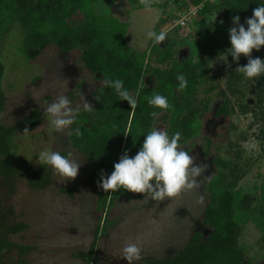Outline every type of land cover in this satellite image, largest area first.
Segmentation results:
<instances>
[{"label":"trees","instance_id":"trees-1","mask_svg":"<svg viewBox=\"0 0 264 264\" xmlns=\"http://www.w3.org/2000/svg\"><path fill=\"white\" fill-rule=\"evenodd\" d=\"M98 1L0 0V176L6 179L24 177L27 186L34 190L52 183L51 167L39 164L26 171L18 161L14 134L33 131L41 123L42 115L35 108L13 124L4 123L6 69H16L20 65L28 67L48 49L73 56L81 78L74 85L71 97H81L87 79L99 81L89 96L93 110L84 111L82 105L73 107L81 109L74 127H80L82 135L76 137L67 129L71 149L87 165L96 214L87 249H78L71 256L85 264H94L98 261L99 239L111 227L108 212L114 203L120 198L141 201L148 196L123 189L116 192L103 190L99 187L101 172L110 174L113 164L126 149L129 156H134L143 135L158 121L170 135L179 131L182 145L192 143L201 134L203 118L210 111L211 102L216 100L214 116L228 123L221 138L204 137L201 145L204 156L213 166V174L204 185L205 201L200 216V224L205 230L189 232L182 246L173 253L144 257L140 264H264L260 261L264 252V187L255 191L237 186L250 169L252 159L241 147L246 134L241 132L239 137L232 139L236 129L232 116L236 110L251 112L255 120L261 122L264 133V77L254 82L246 80L236 68L245 65L247 59L241 55L233 62L228 55V29L233 27L231 18L239 16L243 24L264 0L204 2L193 23L192 38L200 54L198 58L192 51L185 56L179 55L181 40L177 38V28H169L167 23L176 10L195 5L200 0L156 1L161 10L153 31H166L168 35L160 45L149 39L144 51H137L127 43L129 23L119 20L113 13L98 12L93 6ZM108 1H126L129 10L145 8L141 0ZM168 7L173 8L171 12H167ZM212 15L216 16L214 20ZM7 33L8 37L4 39ZM251 56L264 59V46L260 51L253 50ZM218 61L226 62L227 68L222 64L215 65ZM180 73L189 81L183 91L177 90L176 76ZM106 79H122L125 88L134 95L138 93L137 106L131 108L127 101L119 100L115 90L105 85ZM141 80L146 88H140ZM154 94L167 96L171 107L160 110L151 106L148 98ZM152 111L160 115L153 119ZM59 190L70 196L76 192L69 186H61ZM251 225L262 240L257 251L242 240ZM25 226L24 222L0 225V264H3L5 251L15 249L22 257L34 249L31 245L14 242L8 236Z\"/></svg>","mask_w":264,"mask_h":264},{"label":"rangeland","instance_id":"rangeland-1","mask_svg":"<svg viewBox=\"0 0 264 264\" xmlns=\"http://www.w3.org/2000/svg\"><path fill=\"white\" fill-rule=\"evenodd\" d=\"M156 1L161 0H151L150 9L129 10L130 6L126 1L111 3L108 0H100L93 6L102 14L113 13L119 20L128 22L127 43L137 51H144L149 42L147 33L153 31L161 10ZM171 9L173 8L168 7L167 12H171ZM197 18L191 19L186 34L178 30L176 32L177 38L181 40L178 44L180 56H185L190 51L195 53V58L200 55L192 38L193 23ZM213 18L212 15V20L215 19ZM7 37L8 33L3 36L4 39ZM221 64L225 66L226 62L215 63ZM80 78L81 72L75 58L53 49H48L28 67L20 65L16 69H6L3 79L6 92L2 114L4 123L13 124L16 119L28 115L35 108L42 115L41 123L33 131H17L14 134V143L18 146V161L28 171L39 165L37 156L41 151L51 149L64 154L71 153L74 159L81 162V166L76 178L70 181H63L51 168L52 183L37 190L29 188L24 177L6 179L0 176V225L12 226L24 222L26 226L21 231L8 236L14 242L34 247L22 257L15 249L5 251L3 264H85L72 257L71 253L87 249L96 220L88 168L82 158L71 149L67 129L60 132L51 130L44 112L47 104L61 94L70 98L72 107L83 106L84 102L90 104L89 96L99 81L87 79L82 87L81 97L76 99L71 97V92ZM216 103V100L211 102V109L203 118L201 134L192 143L182 145L195 157L194 163L208 165L198 185L193 189L183 190L175 197L166 198L163 202L150 200L148 196L141 201L118 199L108 212L111 227L99 239L96 248L98 261L94 264H127L119 255L130 242L142 248V258L165 256L181 247L189 232L205 230L200 224V216L205 201L204 185L213 174V166L210 159L204 156L201 145L204 137H211V140L221 138L228 123L227 120L214 116ZM232 121L236 125L232 139L239 137L241 132L246 134L241 147L252 159L250 169L237 186L243 190L256 191L264 187L262 124L255 120L251 112L242 113L239 110L233 114ZM157 124L158 127H164L160 121L155 126ZM61 186H69L76 192L70 196L60 192ZM242 240L255 251L262 244L259 233L252 225L246 229ZM253 249L249 254H252ZM262 254L260 261L264 263V252ZM136 264H140V261Z\"/></svg>","mask_w":264,"mask_h":264},{"label":"clouds","instance_id":"clouds-1","mask_svg":"<svg viewBox=\"0 0 264 264\" xmlns=\"http://www.w3.org/2000/svg\"><path fill=\"white\" fill-rule=\"evenodd\" d=\"M141 3L146 9L151 8V0H141ZM231 21L233 27L228 29V55H231L233 62H237L243 55L247 63L237 66L236 71L242 73L246 80H259L264 77V59L253 58L251 53L253 50L260 51L261 46H264V4H259L253 9L251 17L246 18L243 24L239 16H233ZM147 35L155 45H160L167 39L168 34L166 31H150ZM176 80L178 91L188 87L189 81L183 73L177 74ZM105 85L114 89L119 100L127 101L131 108L137 106L138 93L134 95L125 88L122 79H106ZM140 88H146L143 80L140 81ZM148 103L160 110H168L171 107L168 97L161 94L149 97ZM71 105L70 98L61 94L47 104L44 112L51 130L60 132L68 129L71 135L79 137L82 135L80 127L74 125L78 124L81 109H74ZM83 110L93 109L84 102ZM150 115L155 119L160 113L152 111ZM158 125L143 135L142 144L134 156H129L126 149L119 156L118 162L113 164L110 174L101 172L100 188L112 192L123 189L131 193L147 194L150 200L163 202L166 198L175 197L183 190L193 189L198 185L200 178L207 171V163H194L195 157L182 147L179 131L170 135L166 128ZM37 160L42 166L51 167L63 181L74 180L81 166V162L74 159L71 153L62 155L51 149L41 151ZM142 251L136 243L130 242L123 247L119 256L127 264H136L142 259Z\"/></svg>","mask_w":264,"mask_h":264},{"label":"built area","instance_id":"built-area-1","mask_svg":"<svg viewBox=\"0 0 264 264\" xmlns=\"http://www.w3.org/2000/svg\"><path fill=\"white\" fill-rule=\"evenodd\" d=\"M211 0H200L199 3L195 5H190L182 9L176 10L174 15L169 20V28H177L178 31L188 32L189 24L191 19L197 16L198 10L202 7L204 2Z\"/></svg>","mask_w":264,"mask_h":264}]
</instances>
